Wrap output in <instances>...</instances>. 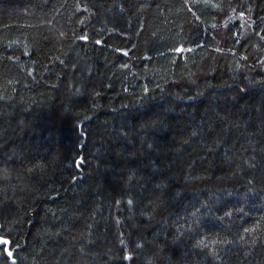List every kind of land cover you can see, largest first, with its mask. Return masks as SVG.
Segmentation results:
<instances>
[{
  "label": "trees",
  "instance_id": "1",
  "mask_svg": "<svg viewBox=\"0 0 264 264\" xmlns=\"http://www.w3.org/2000/svg\"><path fill=\"white\" fill-rule=\"evenodd\" d=\"M0 264H264V0H0Z\"/></svg>",
  "mask_w": 264,
  "mask_h": 264
},
{
  "label": "water",
  "instance_id": "2",
  "mask_svg": "<svg viewBox=\"0 0 264 264\" xmlns=\"http://www.w3.org/2000/svg\"><path fill=\"white\" fill-rule=\"evenodd\" d=\"M0 245L5 246L4 247V252L7 258L11 260V262H14L13 254L16 248L10 249V242L7 239L0 238Z\"/></svg>",
  "mask_w": 264,
  "mask_h": 264
}]
</instances>
